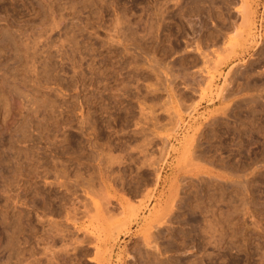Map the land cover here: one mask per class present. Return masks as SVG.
Segmentation results:
<instances>
[{"label": "rangeland", "instance_id": "1", "mask_svg": "<svg viewBox=\"0 0 264 264\" xmlns=\"http://www.w3.org/2000/svg\"><path fill=\"white\" fill-rule=\"evenodd\" d=\"M0 264H264V0H0Z\"/></svg>", "mask_w": 264, "mask_h": 264}, {"label": "bare ground", "instance_id": "2", "mask_svg": "<svg viewBox=\"0 0 264 264\" xmlns=\"http://www.w3.org/2000/svg\"><path fill=\"white\" fill-rule=\"evenodd\" d=\"M241 3H242V2H241ZM243 3H244V2H243ZM246 5H247V4L244 3V5L241 4L242 7H240V6H239V7H240V10H241V11H240V14H241V16H242V17H241V18H242V22L247 26V29H249V28H250V25L252 24V23H251V20H250V14H251V12H250L249 8L247 7L248 5H247V6H246ZM238 12H239V11H238ZM239 16H240V15H239ZM243 23H242V25H244ZM237 24H238V23H237ZM240 25H241V24H240ZM242 25H241V26H242ZM235 28H236V27H235ZM220 29H221V27H220ZM240 30H241V29H240ZM230 31H231V30H230ZM233 32H234V31H233ZM240 33H241V32H240ZM229 34H230V33H229ZM236 35H237V33H236ZM208 38H209V37H208ZM211 38H212V37H211ZM224 38H225V36H224ZM234 38H235V37H234ZM232 39H233V38H232ZM233 41H234V40H233ZM232 43H233V42H232ZM232 43H231V44H232ZM222 44H223V42H222ZM233 44H234V43H233ZM228 45L231 46L230 43H228ZM234 45H235V44H234ZM196 46H197V45H196ZM229 46H226V47H227V50H228V47H229ZM231 47H232V46H231ZM227 50H226V51H227ZM229 50H230V49H229ZM229 50H228V51H229ZM222 53H224V52H222ZM220 54H221V53H220ZM225 55H226V54H225ZM220 58H221V57H220ZM223 59H224V58H223ZM213 60H214V59H213ZM217 61H218V60H217ZM217 63H218V62H217ZM195 149H196V148H195ZM141 150H142V149H141ZM190 152H191V151H190ZM111 158H112V157H111ZM195 159H197V158H195ZM198 161H199V160H198ZM186 162H187V161H186ZM191 163H192V161H191ZM194 163H195V162H194ZM187 167H188V166H187ZM247 187H248V186H247ZM246 191H247V190H246ZM243 197H244V196H243ZM101 198H102V197H101ZM94 201H95V200H94ZM169 202H170V201H169ZM95 203H96V202H95ZM100 203H102V202H100ZM102 204H103V203H102ZM169 204H170V203H169ZM172 204H173V203L171 202L170 205H172ZM95 206H96L95 209H97V204H96ZM102 206H103V205H102ZM102 206H100V207H102ZM172 206H173V205H172ZM98 207H99V206H98ZM167 207H168V204H167ZM91 208H92V207H91ZM93 208H94V207H93ZM102 208H103V207H102ZM168 208H169V207H168ZM104 209H105V208H104ZM104 209H103V212L105 211ZM100 211H101V210H100ZM107 212H108V211H107ZM171 212H172V211H171ZM94 213H95V212H94ZM99 213H100V212H99ZM99 213H98V214H99ZM91 214H92V213H91ZM100 214H101V213H100ZM100 214H99V215H100ZM104 214H105V213H104ZM110 214H111V213H110ZM162 214H163V213H162ZM162 214H161V215H162ZM95 215H96V213L93 214V216H95ZM107 215L109 216V214H107ZM101 216H102V215H101ZM111 216H112V215H111ZM113 217H114V216H113ZM159 217H161V216H159ZM108 218H110V217H108ZM94 219H96V218H94ZM102 219H103V218H102ZM158 219H161V218H158ZM125 220H126V219H125ZM103 221H104V220H103ZM109 221H110V220H109ZM157 221H158V220H157ZM121 222H122V221H121ZM121 222H119L118 224L116 223V224L119 226V224H120ZM123 222H124V221H123ZM103 223H105V222H103ZM117 225H116V226H117ZM153 225H154V224H153ZM116 226H114V229L116 228ZM111 227H112V226H111ZM99 230H100V229H99ZM92 231H93V230H92ZM111 233H112V231H111ZM102 238H103V237H102ZM155 239H156V238H155ZM142 244H143V243H142ZM149 247H150V246H149ZM146 248H147V247H146ZM161 252H162V251H161ZM145 253H146V252H145ZM147 259H148V258H147ZM157 259H158V258H157Z\"/></svg>", "mask_w": 264, "mask_h": 264}]
</instances>
